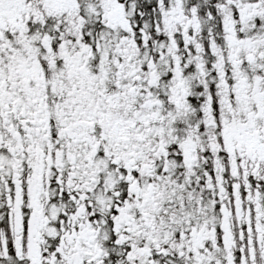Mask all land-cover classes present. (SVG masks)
<instances>
[{
    "label": "snow or ice",
    "instance_id": "6c2138e0",
    "mask_svg": "<svg viewBox=\"0 0 264 264\" xmlns=\"http://www.w3.org/2000/svg\"><path fill=\"white\" fill-rule=\"evenodd\" d=\"M0 264H264V0H0Z\"/></svg>",
    "mask_w": 264,
    "mask_h": 264
}]
</instances>
